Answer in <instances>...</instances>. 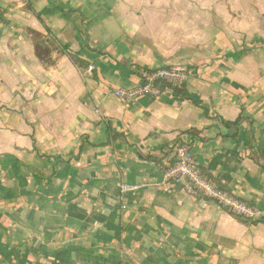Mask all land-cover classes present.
<instances>
[{
    "label": "crops",
    "instance_id": "obj_1",
    "mask_svg": "<svg viewBox=\"0 0 264 264\" xmlns=\"http://www.w3.org/2000/svg\"><path fill=\"white\" fill-rule=\"evenodd\" d=\"M253 19L264 0H0V264H264V214L238 217L174 183L119 190L160 182L179 141L264 212ZM178 63L194 73L187 98L112 94ZM239 116L233 136L222 120Z\"/></svg>",
    "mask_w": 264,
    "mask_h": 264
},
{
    "label": "built area",
    "instance_id": "obj_2",
    "mask_svg": "<svg viewBox=\"0 0 264 264\" xmlns=\"http://www.w3.org/2000/svg\"><path fill=\"white\" fill-rule=\"evenodd\" d=\"M87 70L91 72L93 66H89ZM193 74L190 66L183 63L141 69L138 73V85L131 88H115L112 94L123 101H133L142 96L158 97L163 92L162 84L185 85ZM169 151L170 159L165 162L163 178L160 182L150 184L122 182L119 186L120 192L127 194L136 192L146 185L160 187L174 183L181 185L187 194L209 199L238 217L253 220L264 214L260 208L222 189L205 175L190 145L177 141L171 145Z\"/></svg>",
    "mask_w": 264,
    "mask_h": 264
},
{
    "label": "trees",
    "instance_id": "obj_3",
    "mask_svg": "<svg viewBox=\"0 0 264 264\" xmlns=\"http://www.w3.org/2000/svg\"><path fill=\"white\" fill-rule=\"evenodd\" d=\"M70 57L79 66L80 69L87 70L89 68V66H90L89 63L87 61L83 60L82 58H80L76 55H73V54H70ZM45 62L50 63L51 61L46 60ZM161 88L163 91L164 90H171L177 96L184 97V98L188 97V94H187V91H186L184 85H173V84H169V83H164V84H162ZM195 103L197 104V102H195ZM243 119H244L243 116H239L234 121H227V120H222V121H223L225 126H227L229 128H234L232 135L236 136L237 135L236 127H238L242 123ZM147 158L152 159L158 163H161V159H159L156 156H148Z\"/></svg>",
    "mask_w": 264,
    "mask_h": 264
},
{
    "label": "rangeland",
    "instance_id": "obj_4",
    "mask_svg": "<svg viewBox=\"0 0 264 264\" xmlns=\"http://www.w3.org/2000/svg\"><path fill=\"white\" fill-rule=\"evenodd\" d=\"M241 23H245V22H241ZM247 23V25H251V27H252V29L253 28H257L258 26L260 27V26H264V21H258V20H256V19H253L252 21H247L246 22ZM256 32H258V31H256ZM255 33V32H254ZM254 35V34H253ZM253 35L251 36L252 38H253ZM250 37V38H251Z\"/></svg>",
    "mask_w": 264,
    "mask_h": 264
}]
</instances>
